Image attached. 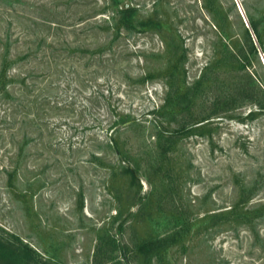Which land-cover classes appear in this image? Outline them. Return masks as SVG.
I'll list each match as a JSON object with an SVG mask.
<instances>
[{"label": "rangeland", "instance_id": "374dc122", "mask_svg": "<svg viewBox=\"0 0 264 264\" xmlns=\"http://www.w3.org/2000/svg\"><path fill=\"white\" fill-rule=\"evenodd\" d=\"M217 5L256 53L200 84L202 0H0V264H264V0Z\"/></svg>", "mask_w": 264, "mask_h": 264}, {"label": "trees", "instance_id": "16d2710c", "mask_svg": "<svg viewBox=\"0 0 264 264\" xmlns=\"http://www.w3.org/2000/svg\"><path fill=\"white\" fill-rule=\"evenodd\" d=\"M202 7L206 9L211 16V20L213 22V25L216 27V31L219 35V42H220V50H216V54L214 57V61L208 62L207 65L204 68V71L201 75V77L197 80L198 83L203 84L211 79V73L214 72L220 64H222L223 55H226L229 57L230 63L228 66H231L233 68L237 67H246L247 62L250 61V58L248 56L249 52L253 54V57L256 53V46L254 45L250 34L249 29L246 27V25L243 26V37L246 41V47L242 46L240 41L237 39L235 40L233 38V35L231 33L230 25L227 21V18L222 14L219 10V7L217 5V0H202ZM250 27L257 31V26L253 20H249ZM250 64V63H249ZM241 88V87H236ZM236 96H230V99L232 102H234ZM221 98H217L215 105H219ZM225 99L224 101H226ZM260 105V107H264V103L262 101H258L256 103ZM168 237L165 238H158V239H151L147 241L146 243L142 244L140 246V249L144 248H151L152 246H155V244L160 243L161 241L167 240ZM148 249V250H149Z\"/></svg>", "mask_w": 264, "mask_h": 264}, {"label": "built area", "instance_id": "2783aa9c", "mask_svg": "<svg viewBox=\"0 0 264 264\" xmlns=\"http://www.w3.org/2000/svg\"><path fill=\"white\" fill-rule=\"evenodd\" d=\"M240 10H241V8H240ZM261 59H262V62L264 63V57L262 54H261Z\"/></svg>", "mask_w": 264, "mask_h": 264}, {"label": "water", "instance_id": "95a60500", "mask_svg": "<svg viewBox=\"0 0 264 264\" xmlns=\"http://www.w3.org/2000/svg\"><path fill=\"white\" fill-rule=\"evenodd\" d=\"M247 24V23H246ZM247 27H248V24H247Z\"/></svg>", "mask_w": 264, "mask_h": 264}]
</instances>
